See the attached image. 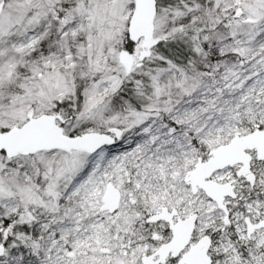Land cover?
<instances>
[{
  "label": "snow or ice",
  "instance_id": "1",
  "mask_svg": "<svg viewBox=\"0 0 264 264\" xmlns=\"http://www.w3.org/2000/svg\"><path fill=\"white\" fill-rule=\"evenodd\" d=\"M0 264H264V0H0Z\"/></svg>",
  "mask_w": 264,
  "mask_h": 264
}]
</instances>
